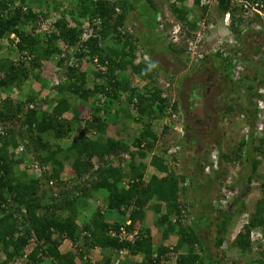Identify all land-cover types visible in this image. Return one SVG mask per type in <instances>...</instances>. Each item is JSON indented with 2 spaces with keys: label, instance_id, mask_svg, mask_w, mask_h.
<instances>
[{
  "label": "trees",
  "instance_id": "trees-1",
  "mask_svg": "<svg viewBox=\"0 0 264 264\" xmlns=\"http://www.w3.org/2000/svg\"><path fill=\"white\" fill-rule=\"evenodd\" d=\"M73 1L70 4L73 8L69 11L57 6L54 8L59 18L54 21L50 31L44 33L39 32L37 21L50 18L46 12H39L33 6L41 7L49 4V0H0V41L10 42L5 54V47L0 43V92L15 89L16 93L24 96V100L17 101L10 97L0 98V252L7 259L25 256L24 264H75L76 257L81 260L95 248L108 249L109 254L101 263L93 264H108L117 257L118 251L124 249L129 256L142 257L139 263L129 264H219L216 260L218 255L212 251L202 232L211 221L196 210L203 206L198 205L201 200L200 190L208 191L214 180L220 178L223 161L241 162L242 171H248V174L242 172L240 175V183L244 180L248 182L238 196H233L232 203L214 217L212 225H216L218 239L215 246L218 248L230 226L229 222L235 221L236 214L244 207V197L250 191L252 175L264 159V139L255 145L250 130L236 151L232 152L234 156L231 158L223 151L225 138L221 127L215 136L211 130L205 136L197 132L189 136L188 127L184 124V132L182 130L173 154L164 143L157 145L162 138L153 131L151 121L169 118L171 124H175L170 116L178 112L181 104H168L162 90L157 87V79L153 76L156 72L154 56L149 51L151 43L141 39L147 56L144 60H137L135 48L130 41L132 35L125 28L129 11H135L138 21L145 22L146 10L152 9L153 12L154 2ZM216 1L221 13L229 11L232 17L235 16L234 12L238 10L230 7L229 0ZM261 1L264 4V0ZM199 3L200 0H193V5ZM171 8L180 22L188 24L191 31L194 30L192 28L196 21L186 20L187 9L173 4ZM142 9L146 11L143 15ZM80 19L90 21V36L86 41L80 39ZM235 21L237 25L241 24L242 18L235 17ZM146 23L150 25L147 30L149 36H153L154 31H149L156 29V24L151 26L149 17ZM134 26L131 27L132 34L135 32ZM140 32L145 38V29L144 33ZM106 40L120 45L115 51V58L102 46ZM161 48L166 51L164 54L171 51L176 55L173 65L188 62V58L183 56V49L171 44ZM52 58L56 59V67L61 68L62 72L60 82L51 87L55 96H49V101H46L47 98L42 101L51 106L50 111H45L41 108L42 103L39 106V101L32 96V91L25 95L22 87L30 78L42 85L45 80L40 70ZM82 60L97 65L96 71L92 73L97 81L94 80L92 87L85 86L88 73L80 70ZM225 61L226 65L222 66L224 71L229 67L228 61ZM126 70L132 77L144 81V87H127L129 75L123 74ZM224 78L227 80L228 74H224ZM251 89V86L245 85V91L250 96ZM192 91H197L198 95L202 93L199 85H193L189 95H192ZM123 92L128 93L124 99L129 112L120 105ZM203 97L199 95L197 99ZM100 98H103V105L91 106L90 115L82 126L75 104L95 103ZM195 100L193 96L192 101ZM130 108L136 116L132 117ZM240 110L245 111L243 107ZM233 111L232 106L225 104L218 118L210 119L213 124H219L225 119V114ZM66 113L71 114L70 119L64 118ZM251 116L254 118L253 113ZM121 118L142 125L139 135L129 144L107 136L109 121L115 124ZM201 121L202 118L199 124H202ZM15 123H19L18 129L13 128ZM73 123L81 127L76 128L77 135L71 144L64 150L58 146L56 151L51 150L42 136L64 139L72 131ZM163 125L165 132L169 126L166 123ZM89 132L94 138H91ZM213 151L218 159L216 169L211 158ZM58 152H64L65 157L59 158ZM28 156L32 157L31 165L37 163L40 168L36 178L31 179L25 169L20 171L18 168ZM146 158H149L147 163ZM64 160H71L72 179L75 181L71 188L61 178ZM178 163L184 164L186 170L192 172L189 184L185 187L183 183L186 176L179 175L174 168ZM148 166L155 173L145 180ZM200 177L205 181L201 182ZM123 182L126 187L119 186ZM49 183L56 184L59 190L52 192L43 189ZM187 190L192 192L193 197L191 203L185 204L181 202L180 194H185ZM99 191L107 193L104 198L106 210L127 215V232H136L133 241H119L110 235L125 224L106 222L100 210L86 215L85 211L78 209L81 203ZM261 192L264 194V183L261 184ZM147 210L155 216L154 225L161 234V244L158 246H153L149 229L137 227L143 223ZM186 216L191 217L187 224ZM255 229L264 235V198L257 201L255 211L234 238L232 245L242 253L250 251V233ZM170 236L176 237V243L174 246H165L163 243ZM65 239L70 241L75 252H59L58 246ZM31 242L34 245L24 254ZM181 248L183 251H179ZM0 264L7 263L2 261ZM119 264L127 263L123 261ZM250 264H264V258H258Z\"/></svg>",
  "mask_w": 264,
  "mask_h": 264
},
{
  "label": "rangeland",
  "instance_id": "rangeland-1",
  "mask_svg": "<svg viewBox=\"0 0 264 264\" xmlns=\"http://www.w3.org/2000/svg\"><path fill=\"white\" fill-rule=\"evenodd\" d=\"M154 2L155 8L149 10L147 9V13L145 14V22L142 20L138 21V16L136 15L135 11H129L127 13V21L126 23L131 24L132 26L135 25L134 30L135 32L132 34V38H130V41H132V44L135 48V56L137 60H144V51L142 48V42L141 39H144L148 43L155 42L157 40L156 34L153 36H149L148 29L149 23H146L148 21L151 26L155 24V15L160 18V22L166 21L168 22L170 31H177L178 25L182 27L176 35L173 37H176L178 40L177 47L178 48H184L186 40L191 36V39H196L197 35V24L202 23V21H207L211 23L214 26V32L211 34H216V37L223 38L225 40H228L230 37L235 39L236 41H242L245 46V52L248 54L246 56L247 61H250L249 66L246 67V72L244 74V85H248L252 87L253 92L255 90H260V95H257V99L261 101L264 104V101L262 99V96H264V43H263V36L255 32H248L245 31V24L244 22H241V24L236 23L235 17L237 11L234 12L235 16H230V24L224 25L223 23V15L224 13H221V10L217 7V2L215 0H200L199 5H193V0H152ZM74 3L73 0H49V4L41 5L39 6H33L37 11L46 12L48 14L47 17H49L50 22L53 20H56L59 18V13L55 12L56 6L69 11L73 6H70ZM175 5L177 7H183L188 10L187 19L193 21L195 20V27L192 28V33L188 35V31H191L190 26L184 22H180L178 18L176 17V14L172 11L171 6ZM145 10L142 9L141 14L143 15ZM139 12L138 10L136 11ZM166 19V20H165ZM40 20V19H39ZM37 21V25L38 22ZM71 20V19H70ZM81 23V26L84 25V20H79ZM72 22V20H71ZM73 23V22H72ZM125 23V24H126ZM177 24V25H176ZM126 28V26H125ZM127 29V28H126ZM145 29V38H143L140 31H143L144 33ZM38 30H44L38 25ZM228 30H231L229 35H226V32ZM154 30L149 32H153ZM194 31V32H193ZM42 32V31H41ZM155 32V31H154ZM195 34V35H194ZM209 35V34H208ZM169 35L167 36V38ZM172 37V36H170ZM198 38V37H197ZM123 42V39L122 41ZM0 43L5 47L3 50V54H5L10 42H7L5 40H1ZM213 44V42H212ZM164 45V44H163ZM197 47H195V52L198 54H204L201 49L198 48V45H201V43H196ZM103 47H105L106 52L109 53L112 57L115 56V51L119 48L120 45L116 44L115 41L112 40H106ZM108 48V49H107ZM203 50L205 49V44L203 45ZM162 50V48H161ZM158 49V46H152V51H155L153 61L156 66V72L154 73V78L157 79V87L160 90H163L165 88V84L167 82V78L169 74H175V77L172 76V87L169 89H164V95L168 96L167 102L170 104L172 101H175L177 103H180L179 107V113L180 117L177 119L175 124H171L172 122L168 119H160V120H153V131L158 134L162 139L157 142V145H160L164 143L168 148L175 149L176 150V144L178 139L181 137V133L183 130V125L186 124L189 130L188 135L192 136L195 132L198 134L202 133L204 136L206 133L211 130V134H218L220 131L219 127H221V132L223 133V136L225 139H223V151L228 153L231 158H233V151H236V147L239 145L242 139L245 138V136L248 134V132L251 130L253 132V140L254 144L257 145L260 141V139H264V110L262 114L259 116V118L256 116V120L248 118L249 112L251 110L248 108L246 101L241 100L239 104L242 106L244 104V108L246 111H248L247 114H244V119L242 122L238 117H236V113L239 112L238 109H240L241 106L237 109V112L234 113L230 120H223L219 124H213L211 118H218V113L220 112L221 108H224L225 104H230L229 102L234 98L232 94V89H230V85L227 83L226 79L224 78L220 62L218 61V58H206V61L199 62L198 64L194 63L192 64L190 61L188 63L176 65V69L173 70L172 66L174 63L172 62L171 58L168 54H164ZM185 56V54H183ZM14 56H11L10 58H13ZM216 57V56H215ZM15 58V57H14ZM115 58V57H114ZM256 58V59H254ZM96 61V59H94ZM56 59H51L49 62H46L42 65V68L40 70L41 77L45 80L42 85H40L39 82H36L34 78H30L28 82L24 84L22 93L29 94V91H32V96L36 98L39 102V106L41 104L42 110L50 111L51 106L47 104L46 102L43 103L42 101L46 99V101L50 100L54 95V92H52L51 87L53 85H56L58 82H60V75L62 70L58 69L56 67ZM196 64V65H195ZM96 63H89L86 60H82L80 64V70L87 72V83L86 87H92L94 86V80L97 81L92 73L96 71ZM192 66H196V68L193 70ZM190 70H192L190 72ZM124 75H129L128 70H126ZM63 76V75H62ZM62 78V77H61ZM163 78V80H162ZM100 83V81H99ZM127 87H137V88H143L145 85L144 81H141L135 77H132L129 75L127 78ZM193 85H199L202 93L199 95H203V99L198 100L199 95L197 91H192V95H189L190 89ZM260 86H263L262 89H260ZM200 90V89H199ZM263 90V91H262ZM128 95L127 92L122 93L121 97V107L126 109V111L129 112L127 109V105L125 104V97ZM193 96L196 97L195 101H192ZM261 96V97H260ZM10 97L14 101L17 100H24V96H20L18 93L15 92V89H11L9 91L0 92V98ZM191 97L192 99H190ZM232 97V98H231ZM228 99V100H227ZM103 98H100L99 102L83 104L79 102L78 104H75L76 109L79 111V118H81L82 122L81 125L84 126L83 122L84 120L88 119L90 115V107L91 106H102L103 105ZM192 105L193 108L190 109V106ZM131 115L136 116L133 109L130 108ZM112 112V111H111ZM100 114L102 115V110L100 111ZM112 114V113H111ZM107 115V114H105ZM103 115V116H105ZM238 116V115H237ZM64 118L70 119L71 114L66 113L64 114ZM202 118V124L200 123V119ZM239 119V120H238ZM249 119L251 123L249 122ZM145 120V119H144ZM164 123H166L169 127L167 131H163ZM228 123V124H227ZM258 123V124H256ZM262 124V126H261ZM80 124L73 123L72 131L69 133V135L64 139H53L51 135H43L42 138L44 141H46L49 144V147L51 150L56 151V146L60 147L61 149H66L74 139V137L77 135V129L78 127H81ZM19 123L13 124L14 129H18ZM142 128V125L140 123L133 122L131 120H127L125 118H121L118 120V122L112 123V121H109V125L107 128V136L116 140H121L124 142H128V144L131 142L132 139H134L136 136L139 135L140 130ZM184 132V130H183ZM210 132V131H209ZM90 136L92 135L91 132H89ZM91 138H94V135L91 136ZM178 152V151H177ZM58 157L63 158L65 157L64 152H58ZM31 161L32 157L28 156L27 159H25V162L20 165L19 170H24L30 178H36L38 176L37 173H35L31 168ZM149 161V158H146V163ZM71 160H64V170L61 174V178L63 181L67 183V187L71 188L73 184L75 183L74 179H72L73 173L70 168ZM208 163V162H207ZM25 165V166H24ZM125 166V164L123 165ZM29 167V169H28ZM126 167V166H125ZM223 172L220 176V178H216L214 180L213 185L210 187L208 191H205V189H201L199 196H201L200 202H198L200 206H203L199 209V212L204 217L206 216L211 221V224L202 230L204 237L206 240L210 243L211 249L213 252H215L218 255L219 264H250L251 262L257 260L258 258L263 257L264 258V235L260 232L259 229L252 230L250 233V240L252 249L248 252H240L237 248H235L232 243L234 238L237 236V234L242 230L243 226L247 223L249 216L255 211L256 203L261 198H264V194L261 192V184L264 183V159H262L257 167V170L253 173L252 178L249 183V189L250 191L247 193L246 197H244V207L240 208V213H237L235 216V221L229 222L228 225H230L227 229V233L223 237V242L221 243L220 247H216V241L218 239L217 234L215 233L216 225L212 223L215 221L214 217L217 216V212L224 211L227 206L232 203L233 198L235 196H238L239 191L243 188L247 180H244L243 183H240V178L242 172H246L248 174V171H242L243 167L241 165V162L238 161H223L222 164ZM155 173L153 169H151L150 166L147 167L146 173H145V180H148V178ZM245 174V175H246ZM201 182H204V178L200 177ZM248 182V181H247ZM122 186V184H120ZM223 187L226 190H231L233 192L234 197L228 199V202L223 201L222 197L223 193ZM43 189H49L52 192H57L59 190L58 186L54 184L53 186H44ZM100 195L97 196V199L94 198L88 199L83 204L81 203L78 207V209H81L86 212L87 214H90V212H95L96 209H100V211L105 210V201L104 198L106 197L105 191H99ZM184 193V192H183ZM181 196V202L183 203H191L193 194L190 191H185V194H180ZM185 203V204H186ZM148 215L147 219L149 220V225H154L155 216L153 213L149 210H147ZM208 215V216H207ZM185 223L187 224L190 222L191 217L186 216L185 217ZM85 220V218L83 219ZM208 220V219H207ZM80 221L79 223H81ZM146 225V224H145ZM148 226V225H146ZM154 228L155 225H154ZM157 229V228H156ZM223 236V235H222ZM169 246H174L176 243V237L170 236L169 237ZM33 245H30L27 247L26 252L24 251V254L27 253ZM8 250V249H7ZM10 251V249L8 250ZM179 251H183V248L179 249ZM262 253V254H261ZM25 256L23 258H17V259H7L5 257V254L3 252H0V262L4 261L7 264H24ZM125 261V259L123 260Z\"/></svg>",
  "mask_w": 264,
  "mask_h": 264
},
{
  "label": "built area",
  "instance_id": "built-area-1",
  "mask_svg": "<svg viewBox=\"0 0 264 264\" xmlns=\"http://www.w3.org/2000/svg\"><path fill=\"white\" fill-rule=\"evenodd\" d=\"M229 5L231 8H237L238 13H236V18H238V17L242 18V22H244V24L246 26L245 31H253V32L261 34L263 36V43H264V4L262 3V1L261 0H229ZM230 16L231 15H230L229 11L224 13L223 19H222L224 25L230 24ZM40 25H41V28L47 29L49 27V22L42 20V21H40ZM214 30H215L214 26L207 21L206 22L202 21V23H199L198 24V32L196 34L198 38L194 42H191V41L188 42V48H187L188 53L191 55H194L195 52L193 50L197 46L196 43H198L200 41L203 42V39L208 37V34ZM89 34H90L89 30L86 28L83 35H82V40L87 39L90 36ZM229 43H230V45L238 44V42L234 39L230 40ZM199 47H200L201 51H203V49H202L203 46L200 45ZM227 48H229V47H227ZM227 48L226 49L221 48L220 52L224 53V55H229ZM211 49H212V51L216 50L214 47H212ZM207 51L208 50H205L203 53L206 54ZM235 54L237 56H239V59L236 57L232 59V61L230 62L229 68H228V72H229L230 79L234 83L238 84L240 77H241V74L244 71L243 70L244 68L242 66H245V64L242 65V62L240 61V56H241L242 52L236 51ZM196 55H197V57H195V58H198V57L202 58L203 57V54L197 53ZM191 57L193 58L194 56H191ZM243 94H244V90L239 88V91L236 92L237 96L234 97V102L235 103H238V101L240 102ZM247 103L249 106L252 105V107H254V109H256V116L259 118V116L262 114V112L264 110V104L261 101H259L257 98H255L254 96L250 100L248 99ZM236 114L238 115V116L236 115V117H238L242 122H244L243 119L245 116H244L243 112L239 111V113H236ZM231 116H232L231 114L225 115L224 121L230 120ZM178 118H179V116L177 114H174V113H172L170 116V120L174 121V122H176ZM261 126H262V124H261ZM20 150H21V147L18 149V151H20ZM175 151H176L175 149L170 150V152L172 154ZM216 156H217L216 152L213 151L211 158H212V161L214 163L213 167L215 169H216L217 164H218V159ZM31 167L35 173L39 174L40 168H39L37 163H33L31 165ZM174 168L176 169V172L179 175H185L186 176V180L183 183V186L184 187L187 186L189 184V179L192 175V172L187 171L186 168L184 167V164H182V163H178L176 165V167H174ZM222 193L224 196V198L222 197V200L225 202L226 201L228 202V199H230L234 196L233 192L231 190H226L224 187H223ZM199 209L200 208H196V210L198 212H199ZM128 224L129 223H126V225H128ZM126 225L119 227L117 232H114V233L111 232L110 235L112 237L118 238L119 241H123V240L129 241V242L133 241L134 236L136 235V232L135 231L132 233L127 232V230L125 228ZM126 253H127L126 250L118 251L117 257L112 260V264H119L122 261L124 255Z\"/></svg>",
  "mask_w": 264,
  "mask_h": 264
},
{
  "label": "clouds",
  "instance_id": "clouds-1",
  "mask_svg": "<svg viewBox=\"0 0 264 264\" xmlns=\"http://www.w3.org/2000/svg\"><path fill=\"white\" fill-rule=\"evenodd\" d=\"M155 24H156V29H154V31H155V33L159 36V38H160V41H161V43L162 44H164L166 47L168 46V45H170L171 44V46H173V47H176V48H178L177 47V43H178V40H177V38L176 37H173L174 35H176V33H178L179 31H180V29L182 28L181 26H180V24L178 25V28H177V31H170V29H169V25H168V22H166V21H163V22H160V18H158L156 15H155ZM40 21H42V20H39V22H38V25H40ZM43 21H45V20H43ZM54 21L55 20H53L52 22H50V20H46V22H49V27L47 28V29H44V30H40L39 32H43L44 31V33H48L49 31H50V29H51V27H52V25H53V23H54ZM70 23L71 24H73L71 21H70ZM89 23H90V21L88 20V19H85V21H84V25L83 26H81V30H82V32H81V34H80V39L82 40V35H83V33H84V31H85V29L87 28L88 30H89V32H90V27H89ZM177 25V24H176ZM125 26H126V28H127V30H128V33L130 34V35H132V33H131V27H132V25L131 24H129V23H126L125 24ZM40 27H41V25H40ZM135 27V26H134ZM43 29V28H42ZM196 30H197V32H198V24H197V27H196ZM133 32H134V29H133ZM194 32V31H193ZM212 32H214V31H211L210 33H209V35H208V37H206V38H204L203 39V42H199V43H201V45L203 46L204 44H205V49L203 50V52L205 51V50H208L207 51V53L205 54H203V57L202 58H195V57H197V53L195 52V49L193 50L195 53H194V55H191V54H189L188 53V51H187V48H188V42L189 41H191V42H194V41H196V39H197V37H196V39L194 40V39H191L192 38V31H188V35H190L191 34V36L186 40L187 42L185 43V46H184V48H181V49H183V54H185V56L188 58V61H190L192 64H194V63H196V64H198L199 62H203V61H206L205 59L206 58H208V59H210V58H218V60H219V62H220V64H221V71H222V74H223V76H224V74L226 75V74H228V78H227V83L230 85V89H232L233 91H232V94H233V96L235 97V96H237L236 95V92L237 91H239V88H241L242 90H244V94L242 95V99L241 100H243V101H246V104H247V106H248V108L251 110V112H249V115H248V118L249 117H252L251 116V114L253 113V117L254 118H251V119H254V120H256V109H254V107H252V105L251 106H249L248 105V103H247V100L249 99H251L253 96L255 97V98H257V95H260L261 93H260V91L259 90H255V92H253V90L251 89V96L245 91V85H244V82H243V79H244V74H245V72H246V67L247 66H249V64H250V61L248 60L247 61V59H246V56H248V54L245 52V49H244V46H245V44L240 40V41H237L238 42V44H234V45H230V43H229V41L230 40H232L233 38L232 37H230L228 40H225L224 39V36H223V38H220V37H216V34H211ZM231 32V30H228L227 32H226V35H229V33ZM248 32H253V31H248ZM256 33V32H255ZM197 34V33H196ZM169 35V37L167 38V36ZM195 35V34H194ZM170 36H172V37H170ZM88 39V38H87ZM87 39H85L84 41H86ZM235 40V39H234ZM212 42H213V44H212ZM230 45V46H229ZM61 47L63 46V45H60ZM200 45H198V48L200 49V47H199ZM197 47V46H196ZM212 47H214L216 50L215 51H212ZM227 47H229V48H227ZM221 48H227L228 49V52H229V55H224V53H222V52H220V50H221ZM236 51H241L242 52V54H241V56H240V61L242 62V65H244L245 64V66H242L244 69V71H243V73L241 74V77H240V80H239V82H238V84L237 83H234L231 79H230V77H229V72H228V69L226 70V71H224V70H222V66H224V65H226V61L225 60H227L228 61V64L230 65V62L232 61V59L233 58H238L239 59V56H237L235 53H236ZM170 52V51H169ZM144 56H147V53H144ZM191 56H194L193 58L191 57ZM216 56V57H215ZM254 59H256V58H254ZM188 63V62H187ZM195 64V65H196ZM196 67H193L192 66V69L194 70ZM229 68V67H228ZM192 70H190V72H191ZM195 71V70H194ZM172 78H170L169 80H167V82H166V84H165V88H163V90H162V95L165 97V98H167L168 96L166 95H164L165 93H164V89H169L170 87H171V84H170V80H171ZM163 80V79H162ZM156 84H157V81H156ZM263 88V86H260V89H262ZM170 90V89H169ZM261 97V96H260ZM232 98V97H231ZM262 99H263V101H264V96H262ZM240 100V99H239ZM240 100V101H241ZM172 102H175V101H172ZM171 102V103H172ZM171 103H170V105H171ZM230 104V106H232V108H233V112H229V114H231V115H233L234 114V112L236 113L237 112V109L239 108V106H241L240 104H239V102L238 103H235L234 102V98H232V100L229 102ZM238 105V106H237ZM244 106V104L241 106V107H243ZM192 108V105L190 106V109ZM244 108V107H243ZM245 109V108H244ZM247 109V108H246ZM246 109H245V111H243V114H247L248 113V111L246 112ZM240 112H241V110L240 109H238ZM179 111V110H178ZM239 113V112H238ZM178 116L180 115V113L179 112H177L176 113ZM226 115V114H225ZM225 115H224V117H225ZM180 117V116H179ZM257 124V123H256ZM49 186H53L54 185V183L52 184V183H49L48 184ZM125 225H126V223H125ZM112 237V236H111ZM31 245H34V243H32L31 242ZM125 250V249H124ZM30 251V250H29ZM28 251V252H29ZM27 252V253H28ZM27 253H25V254H27ZM127 256V253L124 255V257H123V259H122V261L121 262H123V260H124V258ZM82 259H85V257H83ZM113 260V259H112ZM110 263L112 264V261H110ZM110 263H108V264H110Z\"/></svg>",
  "mask_w": 264,
  "mask_h": 264
},
{
  "label": "crops",
  "instance_id": "crops-1",
  "mask_svg": "<svg viewBox=\"0 0 264 264\" xmlns=\"http://www.w3.org/2000/svg\"><path fill=\"white\" fill-rule=\"evenodd\" d=\"M155 33V32H154ZM156 34V33H155ZM156 38L157 40H155V42H151L150 46H149V51L152 52V54L154 55L155 51H152V46H158V49L161 50V47H164L165 45H163L160 41V38L159 36L156 34ZM143 46V45H142ZM166 47V46H165ZM162 51V50H161ZM163 53V52H162ZM169 53V56L173 62V60L175 59V54L172 53L171 51L170 52H167ZM175 55V56H174ZM177 67L176 66H172V69L175 70ZM175 77V74H169L167 78V80H169L170 78ZM163 79V78H162ZM123 187H126V183L123 182L121 183ZM120 186V185H119ZM100 194L99 193H96L94 195H92V198H94L95 200L97 199V196H99ZM90 198V199H92ZM97 210H100V209H96ZM103 213V216H104V220L108 223H113V222H117V223H121V224H125V223H129V220L127 218V215H121L115 211H110V210H103L101 211ZM148 211H146V214H145V219L143 221V223L137 225V227L139 228H147L150 230L151 232V237H152V243H153V246H158L159 244H161V234L160 232L154 228V225H149V220L147 219V213ZM148 226H146V225ZM165 246H169V240L165 241L163 243ZM58 250L60 253H67V252H75V248L72 246V244L70 243L69 240H62L58 246ZM128 253V252H127ZM109 254L108 252V249H100V248H95V249H91L84 257L85 259H79L78 257L75 258L74 262L75 264H85V263H101L104 258ZM111 254H114L113 252H111ZM125 263L129 264L130 262L131 263H139L142 259V257L140 255H135V256H129L127 255L125 258Z\"/></svg>",
  "mask_w": 264,
  "mask_h": 264
}]
</instances>
